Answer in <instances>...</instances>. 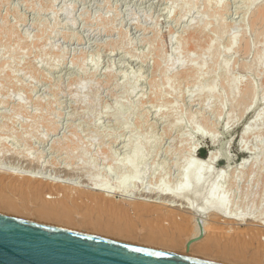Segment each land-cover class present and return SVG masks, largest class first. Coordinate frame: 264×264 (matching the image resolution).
Wrapping results in <instances>:
<instances>
[{"label":"rangeland","instance_id":"374dc122","mask_svg":"<svg viewBox=\"0 0 264 264\" xmlns=\"http://www.w3.org/2000/svg\"><path fill=\"white\" fill-rule=\"evenodd\" d=\"M256 1L253 13L248 0H0V155L10 156L0 168L31 174L28 159L38 158L42 174H33L85 190L96 182L179 191L198 163L200 184L217 186L228 210L264 218V20L252 24L264 0ZM70 140L75 151L57 149ZM126 197L113 200H144Z\"/></svg>","mask_w":264,"mask_h":264},{"label":"bare ground","instance_id":"6f19581e","mask_svg":"<svg viewBox=\"0 0 264 264\" xmlns=\"http://www.w3.org/2000/svg\"><path fill=\"white\" fill-rule=\"evenodd\" d=\"M248 1L249 7L247 10L253 12L258 3L256 0ZM262 4L264 5V2H260V8L256 10L257 12L255 11L256 13L252 19L253 25L258 23L260 25L264 20V6ZM195 37L191 38L196 39ZM245 50L247 51V47ZM262 64H264V60ZM180 75L184 77L187 74ZM254 95L253 89L246 86L243 92L244 99L251 97L252 104H254ZM43 127L46 128L48 135H55L54 133L58 130V127L51 123H44ZM242 134H246V129ZM203 138L211 143L210 140L212 139L209 137H201V140ZM40 140L43 143V139ZM70 141L71 143L68 141L62 143L59 146L60 148L57 149L61 151L71 149L72 153L75 151L73 146L75 147L76 143ZM106 151L103 150L102 154L106 155ZM6 152L0 155V164L9 159L10 156H7L8 153ZM15 153L13 155H16ZM213 159L211 158V160ZM37 160L39 159L37 158ZM37 160L28 159L30 163L28 162V168H26L31 174L25 171H15L16 169L0 168V215H10L28 222L60 225V227L71 228L70 230L76 229L78 231L81 229L85 233L89 231L97 235L110 237L113 240L133 241L138 245L140 244V246L160 249L180 256L193 258L198 256L202 259L204 257L209 258L208 260L213 259L220 261V264H264V218L241 216V214L238 215L236 209V212L232 210L234 214L230 208L229 211V199L225 194L220 193L217 186L212 188L207 183L200 184L201 164L193 165L195 168L186 173L185 188L179 191H167L155 186L153 188L140 186L128 190L120 186L105 187L104 185H98L96 182L91 190H85L75 185L63 183L61 180L36 176L32 172L42 174L41 170H37L36 164L38 163L34 164V161L37 162ZM20 166L23 165L20 164ZM198 187L200 192L192 195L184 194L189 188ZM132 193L138 197H144V200H136L133 203L127 202L128 204H119L113 200L118 197L125 198ZM145 198H149L148 201ZM210 215L215 218V221L210 225L202 224L201 220ZM220 219L228 222H220ZM248 221L256 223V226H248L246 224ZM233 225L247 226L244 230H240L234 228Z\"/></svg>","mask_w":264,"mask_h":264},{"label":"water","instance_id":"95a60500","mask_svg":"<svg viewBox=\"0 0 264 264\" xmlns=\"http://www.w3.org/2000/svg\"><path fill=\"white\" fill-rule=\"evenodd\" d=\"M0 264H218L0 215Z\"/></svg>","mask_w":264,"mask_h":264}]
</instances>
